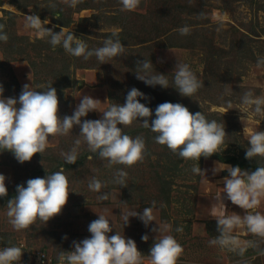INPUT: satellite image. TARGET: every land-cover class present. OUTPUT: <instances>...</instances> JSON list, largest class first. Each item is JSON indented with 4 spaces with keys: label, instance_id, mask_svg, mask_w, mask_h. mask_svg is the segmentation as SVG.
Returning a JSON list of instances; mask_svg holds the SVG:
<instances>
[{
    "label": "rangeland",
    "instance_id": "374dc122",
    "mask_svg": "<svg viewBox=\"0 0 264 264\" xmlns=\"http://www.w3.org/2000/svg\"><path fill=\"white\" fill-rule=\"evenodd\" d=\"M156 3L0 0L1 260L86 248L115 264L222 263L219 190L247 224L238 239L264 246V175L251 166L264 170V0ZM197 21L206 24L174 29ZM167 79L182 108L209 116L213 147L248 154V165L164 156L166 137L147 132L159 112L136 90L160 92ZM228 251L234 264H259L242 247Z\"/></svg>",
    "mask_w": 264,
    "mask_h": 264
},
{
    "label": "trees",
    "instance_id": "16d2710c",
    "mask_svg": "<svg viewBox=\"0 0 264 264\" xmlns=\"http://www.w3.org/2000/svg\"><path fill=\"white\" fill-rule=\"evenodd\" d=\"M154 2H157L156 4H169L170 2H175V0H154ZM196 7H199L197 5ZM177 8L183 9L181 10V13H185V6H177ZM187 9V8H186ZM161 13L160 16H158L159 21L163 23V20L166 21V18L169 16L168 14V9L164 10H159ZM199 12L198 8H192L188 10V14L190 15H197ZM140 18L143 20H146L148 18V15H139ZM206 24V22H192L186 26H177L174 27V29H177L179 31H187L191 27H202ZM151 27V31L157 30V22L150 23L149 24ZM160 25V24H159ZM148 27V26H147ZM129 29V28H128ZM180 29H187V30H180ZM118 36V42L119 44H125L126 40L125 37L127 35V30L122 31L121 33L116 34ZM134 37V36H130ZM155 38L159 39L160 34L155 33ZM148 39V38H147ZM145 40L144 42H136L135 44H132V46H137V44H140L141 47H143V43H149L152 41V39ZM1 64V62H0ZM141 71H145L144 68ZM147 78H152L156 79L157 73H148ZM155 76V77H154ZM168 80V79H167ZM139 83V80L136 81ZM158 84L154 87L157 91L159 90L160 92H150L147 95H143L144 89L140 88L136 90V93L139 94L138 99L141 101L142 104H147L148 102L150 103L149 106H151L148 111L155 110L156 113L157 111L159 112V115L156 119L157 124L150 125L149 128H147V132L151 130H156L155 132L157 133H162V136L166 137V141L164 143V148L168 152L164 154L166 158L168 157H181L183 158L184 156L188 157H198L199 159L202 158H209V159H214L216 161H219L221 163L225 164H230L233 166V168L237 169L243 166L248 165V162L251 161L252 157H250L248 154H243V156H239L237 154H228L227 152L225 153H220L218 152L214 147H213V142L205 137L204 135L208 133V115L205 114L203 111H199L196 108L188 109V108H182L183 106L179 105V100L176 99L175 95V90H177V86L175 85V81H162L158 82ZM175 83V84H174ZM153 85L156 83H152ZM176 86V87H175ZM187 89V87H186ZM184 94V93H183ZM169 96V97H168ZM159 97H168L164 98L166 101H163L162 98ZM151 100V102H150ZM162 102V107L160 108ZM164 103V104H163ZM170 112V113H169ZM165 113V114H164ZM132 132V130H131ZM130 130L126 129L125 131H122L121 134L115 136L114 140H121L124 139L126 136L125 134L131 133ZM133 134V133H132ZM157 136V134H155ZM160 136V135H159ZM190 145V151H186L185 147L186 145ZM145 150L148 149L149 152V157L153 156L151 155V150L149 148V145H145ZM156 155V154H155ZM151 158V157H150ZM180 158V159H181ZM251 166L256 173H261L264 175V170L262 167L258 166L256 163H251ZM259 167V168H258Z\"/></svg>",
    "mask_w": 264,
    "mask_h": 264
},
{
    "label": "crops",
    "instance_id": "0c3cea01",
    "mask_svg": "<svg viewBox=\"0 0 264 264\" xmlns=\"http://www.w3.org/2000/svg\"><path fill=\"white\" fill-rule=\"evenodd\" d=\"M215 163L218 164V166H224V167H229L230 164H225V163H221L219 161L214 160ZM228 197L226 195V193L223 192V190H219L218 191V195H216V198L214 197V201L211 204V213H213L214 215V219L213 220H217L220 221L223 226H224V233H222V237L224 239H226V242H224L222 245H225V250L224 251V247H222V251L223 253H225V256L222 260V263H214V264H234V261L230 260V257L228 256V252L230 253V251H228L229 249L235 248V247H242V250L247 252V255L245 257V259H248L250 262L254 261H259V264H264V246H262V248L258 251V252H254V250L252 249L253 247V241L251 239V237H247L244 236L242 238H244L243 240H239L238 238H241L242 234L245 233L246 235L249 232V230L247 228H245V226L247 224H243L240 218H238V213L232 208L233 206L226 204L227 203V198ZM250 215L253 217V212H250ZM237 227L236 232H231L232 235H230V228L233 227ZM229 231V232H228ZM241 232V234H240ZM227 234V235H226ZM230 235V236H229ZM229 242L232 244L231 246H229ZM264 243V240H263ZM264 245V244H262ZM214 260H218L216 258H214ZM136 264H138V262H136Z\"/></svg>",
    "mask_w": 264,
    "mask_h": 264
},
{
    "label": "built area",
    "instance_id": "2783aa9c",
    "mask_svg": "<svg viewBox=\"0 0 264 264\" xmlns=\"http://www.w3.org/2000/svg\"><path fill=\"white\" fill-rule=\"evenodd\" d=\"M136 258H142L140 254L135 253ZM15 256V255H14ZM12 255L9 258H5V260L0 259V264H115L120 260H117L114 256L107 253L102 252H91L86 248H73L68 251H65L58 256H52L46 251L39 252L35 254V257L27 260H21V263L14 258ZM25 261V262H23ZM168 263H172L170 261Z\"/></svg>",
    "mask_w": 264,
    "mask_h": 264
}]
</instances>
